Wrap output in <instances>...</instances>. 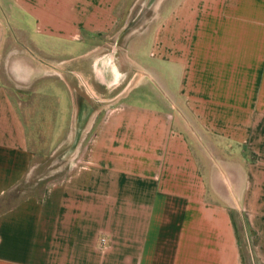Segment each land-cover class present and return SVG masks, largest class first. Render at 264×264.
Segmentation results:
<instances>
[{"label":"crops","instance_id":"crops-1","mask_svg":"<svg viewBox=\"0 0 264 264\" xmlns=\"http://www.w3.org/2000/svg\"><path fill=\"white\" fill-rule=\"evenodd\" d=\"M125 1L0 0V201L38 131L75 148L0 208V264H264V0H159L122 87L96 51Z\"/></svg>","mask_w":264,"mask_h":264},{"label":"rangeland","instance_id":"rangeland-1","mask_svg":"<svg viewBox=\"0 0 264 264\" xmlns=\"http://www.w3.org/2000/svg\"><path fill=\"white\" fill-rule=\"evenodd\" d=\"M159 0H137L135 4L129 9V13L125 18V9L128 8L130 0H126L120 8V13L122 20L120 25L118 24L116 30H114L110 36L104 41L103 38L98 40L99 43H105L99 49H97V62H101L103 66H111L113 69V86L125 87L127 80L130 79L132 75L137 74L139 69L136 62H142L144 64H151V51L150 45L145 42V34L148 28L152 24V17L156 13L158 8ZM141 41L140 49L139 42ZM127 64L133 65L132 72L126 71L125 68ZM107 68V67H106ZM101 69V68H99ZM121 87V89H122ZM39 99V98H38ZM34 102L31 104L33 115L37 116V127H42V117L40 103L37 99H33ZM35 108L37 111H35ZM49 123H45V128H49ZM63 127V124L61 125ZM66 124L64 125V127ZM43 128V127H42ZM46 132L38 131L36 134V143L39 145L33 146L35 152V165L33 167V172L31 176L19 184L15 189H13L8 195H6L0 201V208L7 207L18 202L21 198L31 192L38 191L41 189V183L49 179H56L65 173L67 169L71 167L72 161L75 155V148L59 147L53 148L47 146L48 142L45 139ZM43 140L41 141L40 139ZM42 144V145H40ZM205 155L197 151V156L200 163L205 171L206 175L209 173L210 165L218 166L219 157H231L229 151L224 149L221 151L226 153L217 152L214 148L209 147L204 144ZM229 154V155H228ZM218 159V160H217ZM224 165V164H222ZM224 188L228 189V181L224 180ZM45 185V183H42ZM243 231V242L246 244V232ZM249 261V260H248ZM248 264H251L249 261Z\"/></svg>","mask_w":264,"mask_h":264},{"label":"built area","instance_id":"built-area-1","mask_svg":"<svg viewBox=\"0 0 264 264\" xmlns=\"http://www.w3.org/2000/svg\"><path fill=\"white\" fill-rule=\"evenodd\" d=\"M107 244V238L106 237H101L100 238V246H105Z\"/></svg>","mask_w":264,"mask_h":264}]
</instances>
